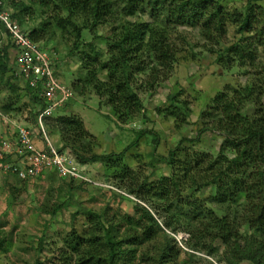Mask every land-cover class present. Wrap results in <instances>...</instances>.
I'll use <instances>...</instances> for the list:
<instances>
[{
	"label": "trees",
	"instance_id": "obj_1",
	"mask_svg": "<svg viewBox=\"0 0 264 264\" xmlns=\"http://www.w3.org/2000/svg\"><path fill=\"white\" fill-rule=\"evenodd\" d=\"M7 6L41 49L46 51L45 43H70L69 54L78 57L85 72L73 83L74 90L82 97L91 91L100 107L110 109L108 119L114 117L121 126L140 118L145 110L142 96L170 80L179 55L195 54L187 40L192 32L224 71L238 69L248 76L244 85L218 93L203 114V132L219 133L223 143L215 156L192 152L181 166L186 184L176 169L179 148L160 156L172 175L150 182V176L125 164V153L95 154L91 145L96 139L79 116L45 119L48 131L59 135L61 150H71L81 165L103 163L113 171L108 180L137 202L133 216L88 211L82 232L73 229L46 257L45 238H40L32 264H264V0H248L237 8H229L226 0H38V8L7 0ZM101 29H110L112 35L105 38ZM232 30L237 40L229 44ZM85 32L103 39L105 50L87 42ZM10 43L18 52L11 38ZM10 48L0 49V81L8 78L11 95L23 92L39 108L32 114L36 121L46 104L27 83L21 88L12 82L17 72ZM103 73L106 79L100 80ZM10 107L12 102L5 112ZM158 111L173 118L178 129L187 123L189 110L175 95L169 94ZM147 134L154 137L142 131L139 138ZM200 137L182 142L194 144ZM157 176L155 171L151 178ZM14 188L10 191L17 198L21 189ZM207 190L212 195L202 200L199 195ZM64 205L49 214L56 216ZM6 234L0 223V252L9 242ZM178 234L188 235V240L179 241Z\"/></svg>",
	"mask_w": 264,
	"mask_h": 264
},
{
	"label": "rangeland",
	"instance_id": "obj_2",
	"mask_svg": "<svg viewBox=\"0 0 264 264\" xmlns=\"http://www.w3.org/2000/svg\"><path fill=\"white\" fill-rule=\"evenodd\" d=\"M23 1L38 8V0ZM247 1L226 0V3L229 8H237L246 5ZM141 20H145V18H141ZM0 32L1 42L13 48L10 38L1 28ZM234 32L235 30L230 31L227 43L230 44L237 40ZM100 35L108 38L112 34L110 29H101ZM84 37L87 42L94 43L98 49L105 50L106 43L103 39L93 38L87 32ZM187 40L193 44L191 47L195 50L196 55L191 51H185L179 55L170 80L159 86L156 91L142 96L145 105L144 112L137 121L126 126L118 125L114 117L108 119V116L112 117L110 109L100 107L98 98L91 91L82 97L74 90L73 83L83 77L85 72L78 57L69 54L70 43L61 42L60 46L53 43L43 44V48L52 59L57 77L74 92L73 99L55 111L52 116L77 115L82 118L88 132L96 139L94 146L91 145L95 154L120 156L125 153V164L132 169L141 170L143 177L150 176V182L172 175L173 169L162 163L160 156L168 157L171 152L177 151L179 148L176 152V158L179 161L176 164V169L181 180L186 184L185 173L181 170V166L189 162L192 152L197 151L215 156L219 153L223 143V137L219 133L203 132L205 128L203 114L211 109L213 99L218 93L226 89H233L237 85H244L248 80L244 71H238V69L232 70L234 72L224 71L216 63V55H207L201 49L204 43L199 41L197 33L189 34ZM106 59L104 53L103 60ZM99 79L105 80V73L99 75ZM8 82L10 83V81ZM95 83L96 81L93 80L91 86ZM0 84L5 85L6 80L0 81ZM17 84L21 85L19 82ZM4 87L8 88V86ZM0 88V111L3 115H8L10 111H13L15 118L21 117L22 121L27 119L31 123L36 122L32 118V114L39 108L26 99L23 92L13 96L7 88L2 86ZM169 94L177 96V103L186 106L189 110L187 123L180 129L176 127L173 118L159 114L158 111L164 109ZM11 102L12 107H10L9 113L5 112ZM6 104H8L7 107ZM247 112H252L251 108ZM24 115H26L25 119ZM34 127L36 129V126ZM45 128L49 140L62 148L59 135L49 132L47 127ZM142 131L152 132L158 140V145L155 146V139L150 134L139 138V133ZM16 132L18 134V129ZM199 135H201L199 141L194 144L182 142L184 139L196 140ZM54 143L52 144L55 145ZM229 154L233 155L232 152ZM151 164H154V168ZM81 168L92 184L60 179L57 176L47 180L41 179L36 184L32 182L31 187H29L30 184L26 186L14 181L15 187L22 190L17 198L9 189L5 190L0 186V223L4 226L9 239L5 250L0 252V264L34 263L38 257L37 249L40 238L43 237L47 252H43L42 256L46 257L48 250H56L60 247L64 238L73 229L82 232L81 230L87 222L88 211L100 212V210L107 209L112 217L123 214L133 216L134 203L137 202V199L125 194L124 191L121 192L117 187L115 188L112 181L108 180L113 176V171H107L108 169L103 163L82 165ZM155 171L158 176L151 178ZM96 183L99 184L98 187L93 185ZM14 185L11 189H16ZM6 193L8 195H5ZM211 195L212 191L207 190L199 197L202 200H207ZM62 203L65 205L61 212L56 216L49 214ZM177 239L179 241L188 240V235L178 234Z\"/></svg>",
	"mask_w": 264,
	"mask_h": 264
},
{
	"label": "built area",
	"instance_id": "obj_3",
	"mask_svg": "<svg viewBox=\"0 0 264 264\" xmlns=\"http://www.w3.org/2000/svg\"><path fill=\"white\" fill-rule=\"evenodd\" d=\"M7 7V0H0V25L18 49L16 75L36 90L46 107L36 118L35 130L19 125L14 141L0 140V176L13 175L21 182L31 184L44 174L54 172L60 179L92 184L72 151L61 150L52 144L44 124L45 119L73 99L74 92L57 77L49 53L23 32ZM35 132L45 142L44 147L37 146ZM14 157L18 161H14ZM93 185L99 186L97 183Z\"/></svg>",
	"mask_w": 264,
	"mask_h": 264
},
{
	"label": "crops",
	"instance_id": "obj_4",
	"mask_svg": "<svg viewBox=\"0 0 264 264\" xmlns=\"http://www.w3.org/2000/svg\"><path fill=\"white\" fill-rule=\"evenodd\" d=\"M6 35L9 36L8 33H6ZM8 38H10V37H8ZM1 41H2V38L0 39V49L3 46H9V45H6L4 42L2 43ZM9 54H10V58H11L12 68L17 72V63H16V61H17L18 52L13 47V48H10ZM16 78H17V80L15 82L16 83L19 82L21 84L20 87L22 88L24 82L17 75H16ZM5 80H6V84L5 85H1L0 84V86H2L3 88H7V87H4V86H7L8 83H9L8 82V78H5ZM26 99H28V97H26ZM17 118L18 117L15 118L13 111H10V114H8V115H3L1 113V111H0V140L4 138V139L10 140V141H14L16 139V137H17L16 129H17V126H19V125L24 126V127H27V128H31V129L35 130L34 129L35 128L34 126H36V122L35 123H31L30 121H28L27 119H25L26 118V115L23 116V118L25 119V121H22L21 120L22 119L21 117H19L18 119ZM18 120H21V121H18ZM35 135H36L35 142H36L37 146L39 148L44 147L45 142L40 137V134H38L37 132H35ZM52 143H54V142H52ZM55 145H56V147H58L57 144H55ZM14 161H18V158L17 157H14ZM54 176H57L56 173H54V172H48V173L44 174L42 177L38 178L36 181H34V183L36 184V182L39 181V180H41V179H46V180L47 179H52V178H54ZM14 181H15V183H18L19 182V183L23 184L17 177H15L13 175L0 176V186L2 188H4L5 190H7V189L10 190L11 187H12V185H14L13 184ZM16 181H18V182H16ZM24 185H27V184H24ZM29 187H31V184L29 185ZM5 195H8V194L6 193Z\"/></svg>",
	"mask_w": 264,
	"mask_h": 264
}]
</instances>
